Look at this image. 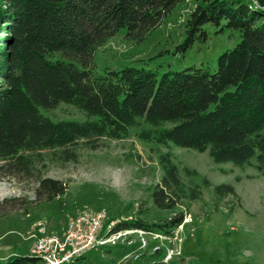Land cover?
<instances>
[{
	"label": "trees",
	"instance_id": "obj_1",
	"mask_svg": "<svg viewBox=\"0 0 264 264\" xmlns=\"http://www.w3.org/2000/svg\"><path fill=\"white\" fill-rule=\"evenodd\" d=\"M190 0H0V163L17 179H35L39 200L66 192L43 179L37 166L49 153L54 163H76L80 149L96 151L103 141L136 132L144 144L209 152L216 164L254 168L264 175V0H192L195 9L179 51L206 43L207 25L228 30L239 43L218 59V69L156 72L126 68L97 72L94 55L126 30L142 43L181 3ZM72 107L84 122H53L42 114ZM163 178L151 194L160 210L187 198L178 168L162 158ZM217 194H234L229 186ZM193 200L198 197L192 196ZM185 215L158 224L134 219L123 231L174 238ZM0 264H39L17 256ZM71 264H88L83 256Z\"/></svg>",
	"mask_w": 264,
	"mask_h": 264
},
{
	"label": "rangeland",
	"instance_id": "obj_2",
	"mask_svg": "<svg viewBox=\"0 0 264 264\" xmlns=\"http://www.w3.org/2000/svg\"><path fill=\"white\" fill-rule=\"evenodd\" d=\"M195 2L179 4L142 43L121 30L97 49V72L126 68L145 69L160 77L188 69H218V59L239 43L237 34L207 25L206 43L197 42L187 53L179 51ZM43 115L53 122H84L85 116L69 107ZM178 168L187 196L173 210H160L151 198L162 181V158ZM37 166L43 179L61 182L64 195L39 200L35 179H17L0 163V261L31 256L42 236H62L77 216L106 212L108 230L121 222L142 219L158 224L183 213L185 221L174 235L159 232H122L107 248L83 255L88 264H264V175L254 168L216 164L209 152L175 146L144 144L136 132L121 141H103L96 151L80 149L78 162L54 163L49 153ZM229 186L234 194L220 196L216 188ZM198 199L193 200L192 196ZM110 232H109V235Z\"/></svg>",
	"mask_w": 264,
	"mask_h": 264
},
{
	"label": "built area",
	"instance_id": "obj_3",
	"mask_svg": "<svg viewBox=\"0 0 264 264\" xmlns=\"http://www.w3.org/2000/svg\"><path fill=\"white\" fill-rule=\"evenodd\" d=\"M252 2L258 7L257 0ZM107 224V215L104 211L77 216L69 221L62 236L50 235L38 238L30 257L36 258L39 264H71L76 258L107 248L110 243L122 237V232L111 234ZM109 232L111 236H108Z\"/></svg>",
	"mask_w": 264,
	"mask_h": 264
}]
</instances>
